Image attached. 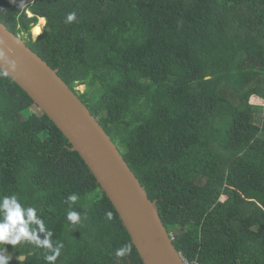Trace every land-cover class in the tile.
<instances>
[{
  "label": "trees",
  "instance_id": "1",
  "mask_svg": "<svg viewBox=\"0 0 264 264\" xmlns=\"http://www.w3.org/2000/svg\"><path fill=\"white\" fill-rule=\"evenodd\" d=\"M26 3L0 0V21L95 116L157 201L177 251L199 264H264V0ZM32 103L0 75V197L38 209L64 244L55 264H144L67 138L41 110L22 117ZM68 211L81 221H68ZM125 245L130 253L117 257ZM5 247L10 264L20 255L47 264L45 249Z\"/></svg>",
  "mask_w": 264,
  "mask_h": 264
},
{
  "label": "water",
  "instance_id": "2",
  "mask_svg": "<svg viewBox=\"0 0 264 264\" xmlns=\"http://www.w3.org/2000/svg\"><path fill=\"white\" fill-rule=\"evenodd\" d=\"M0 69L23 89L78 152L120 216L144 264H183L151 200L95 116L23 39L0 21ZM14 62V67L10 66ZM24 256V255H22Z\"/></svg>",
  "mask_w": 264,
  "mask_h": 264
},
{
  "label": "clouds",
  "instance_id": "3",
  "mask_svg": "<svg viewBox=\"0 0 264 264\" xmlns=\"http://www.w3.org/2000/svg\"><path fill=\"white\" fill-rule=\"evenodd\" d=\"M11 2L16 3V0H11ZM26 5V0H20L18 8L23 9ZM75 19V12L69 13L66 17L67 22H73ZM41 21L45 22L43 18ZM3 55V50L0 49V56ZM10 66L14 67V62H10ZM0 75L7 76L8 72H0ZM77 199V195L72 194L67 197V202L75 203ZM39 216L36 207L22 204L15 194L0 197V264H10L12 259L6 245H12L15 249V246L22 242L45 249L43 259L47 264H55L61 255L64 244L61 241H53V232L46 227L44 219L38 218ZM106 216L111 219V212L106 213ZM67 219L72 224H77L81 221V215L76 211H68ZM40 234H43V239L40 238ZM127 253H130V247L125 245L117 249L115 255L123 257ZM25 258L22 255L17 256L18 264H23Z\"/></svg>",
  "mask_w": 264,
  "mask_h": 264
},
{
  "label": "rangeland",
  "instance_id": "4",
  "mask_svg": "<svg viewBox=\"0 0 264 264\" xmlns=\"http://www.w3.org/2000/svg\"><path fill=\"white\" fill-rule=\"evenodd\" d=\"M19 2H20V0H19ZM28 15H30V13H29ZM38 21H39V19H38ZM44 21H45V20H44ZM44 23H45V22H43V23L41 24V30H42V26L44 25ZM31 30H32V29H31ZM31 35H32V38H35V37H36V36H33L32 31H31ZM246 64H247V65H255V62L249 60V61L246 62ZM76 89H78L79 92H82V91L85 89V85H84V84L77 85V86H76ZM17 98H18V97L15 96V100H16ZM250 101L255 102V103H260V102H262L261 99L255 97V96L250 97ZM20 111H21L22 117H27L29 114H31V113H33V112L40 113V109H39V108L37 107V105L34 104V103L29 104V105H28V104L24 105V107H23ZM11 255H12V254H11Z\"/></svg>",
  "mask_w": 264,
  "mask_h": 264
},
{
  "label": "bare ground",
  "instance_id": "5",
  "mask_svg": "<svg viewBox=\"0 0 264 264\" xmlns=\"http://www.w3.org/2000/svg\"><path fill=\"white\" fill-rule=\"evenodd\" d=\"M41 18H43V17H40L39 18V21L37 22V24L36 25H34L33 27H32V33H33V36H37L38 35V33H40L41 32V24L43 23L42 21H41ZM43 21H44V18H43ZM40 37V36H39Z\"/></svg>",
  "mask_w": 264,
  "mask_h": 264
},
{
  "label": "built area",
  "instance_id": "6",
  "mask_svg": "<svg viewBox=\"0 0 264 264\" xmlns=\"http://www.w3.org/2000/svg\"><path fill=\"white\" fill-rule=\"evenodd\" d=\"M179 254H180V257H181V259H182V261H183V264H199L198 260H196V259H192V260H190V259H188V258H185V257L181 254V252H179Z\"/></svg>",
  "mask_w": 264,
  "mask_h": 264
}]
</instances>
